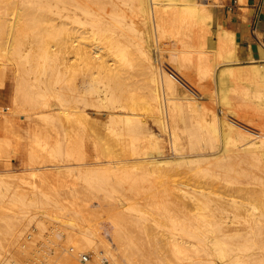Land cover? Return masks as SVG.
I'll use <instances>...</instances> for the list:
<instances>
[{"label":"bare ground","instance_id":"1","mask_svg":"<svg viewBox=\"0 0 264 264\" xmlns=\"http://www.w3.org/2000/svg\"><path fill=\"white\" fill-rule=\"evenodd\" d=\"M219 4L0 0V84L15 91L0 158L28 121L23 171L0 169V264H138L144 249V264H264V127L247 116L264 114V61L239 60L234 30L212 25ZM144 179L149 204L124 206L144 248L114 222L77 235L94 186L113 201L107 183ZM27 224L70 244L56 253L46 234L29 256Z\"/></svg>","mask_w":264,"mask_h":264},{"label":"rangeland","instance_id":"2","mask_svg":"<svg viewBox=\"0 0 264 264\" xmlns=\"http://www.w3.org/2000/svg\"><path fill=\"white\" fill-rule=\"evenodd\" d=\"M220 5V6H219ZM219 5H217L216 6V8L217 7H219V8H221V12H222V14H223V17L226 19V15H227V10H228V7L226 6L227 5V1L225 0V1H223V3H220ZM216 8H215V11H214V18H213V23H212V25L214 26L216 23H218L219 21H220V13H218V10H216ZM227 17L229 18V16L227 15ZM218 20V21H217ZM236 34V33H235ZM237 37V36H236ZM238 38V37H237ZM238 44H239V38H238ZM241 44H243V43H241ZM239 47H240V44L238 45V49H237V56H238V58H239V60L241 61V62H246L247 60H249L248 59V48L245 50V54H244V57H246L247 59H244L243 57H241L240 56V49H242L243 47H242V45H241V48L239 49ZM253 57L256 59V60H260V61H264V58H258V57H256V56H254L253 55ZM6 79H5V82H3L2 84H0V106H2V107H4L3 108V110L5 111H8L9 110V107L11 106V101H9V100H12L13 99V97L12 98H8V96L9 97H11V96H13V95H15V94H13L12 93V91L14 90V85H13V82H11V80H10V78L8 79L7 78V76L5 77ZM9 80V81H8ZM9 83V84H8ZM9 86V87H8ZM12 88H13V90H12ZM9 89V91H7ZM14 93H15V91H13ZM13 94V95H12ZM8 99V100H7ZM5 101V102H4ZM8 104V105H7ZM6 106V107H5ZM8 106V107H7ZM249 112H250V115H249ZM248 112V114H247V116H249V117H252V118H254L255 120H254V122H256L255 123V125L253 126V124L252 123H249L250 124V126H252V127H260V128H263L264 127V114L262 115L261 114V116L259 115H254V113H251V111H249ZM253 114V115H252ZM104 116V115H103ZM23 117H25L23 114L22 115H20L19 117H17V122L15 121V126H16V129H17V132L18 131H20V130H18V129H23V127L22 126H24V127H26V125H27V120H25ZM261 117V118H260ZM26 118V117H25ZM257 118V119H256ZM260 118V119H259ZM25 121H24V120ZM22 120L24 121V124L25 125H23V122H22ZM20 121H21V123H20ZM19 123H20V125H19ZM263 124V125H262ZM17 126H19V128L17 127ZM263 126V127H262ZM21 129V132L19 133L18 132V136L20 135V137H18V136H15L14 138V140L16 141V140H20V142H22V143H24L23 141H24V137L25 136H27L28 135V133H27V135H25L26 134V132H24V131H26L25 130V128H24V131ZM24 132V133H23ZM23 133V134H22ZM21 135H24V136H21ZM1 136V135H0ZM27 138V137H26ZM25 138V139H26ZM21 139H23L22 141H21ZM27 140V139H26ZM26 140H25V142H26ZM22 143H21V145L19 144V148H21L18 152L19 153H17L16 155H11V156H9V158L7 159V160H4L5 158H0V169L1 170H3V169H5V168H7L8 169V167H10L11 168V172H20V169L22 168V161H24V159L25 158H27L26 156H28V153H27V148H25L23 145H22ZM24 145H25V143H24ZM23 147V149H22V147ZM25 149H26V151H25ZM21 150H23L22 152H21ZM93 149H91V148H88V150H86L85 152H87L86 154H87V157L90 155V153H91V155H90V157L92 156V155H94L95 154V152H94V150L92 151ZM90 151V152H89ZM21 152V153H20ZM23 152H25V153H23ZM21 154H22V156H21ZM89 154V155H88ZM6 155V154H5ZM19 155V156H18ZM24 155V156H23ZM22 157H23V159H22ZM90 159V158H89ZM93 159V158H92ZM4 160V161H3ZM91 160V159H90ZM18 162H20V163H18ZM7 164H9V166L7 165ZM3 166V167H2ZM5 166V167H4ZM2 167V168H1ZM261 169H264V166L263 167H261ZM23 170L21 169V172H22ZM18 172V173H19ZM20 172V173H21ZM145 181H146V179H144ZM148 180V179H147ZM141 181V180H140ZM140 181H137L136 183L134 182V184H131V183H129V181H112V182H110V183H107L105 186H107V187H105V186H103V187H105V188H108L109 190H111L115 195H118L119 197H120V195H124L125 197H127V199L129 200H127V202H125L126 201V199H125V197L124 196H121L120 197V200L118 199V200H116V199H114L113 201H112V198L110 199L109 197V195H105L104 196V192H105V190H103V188H100V187H98V186H96V187H98V188H95V186H94V188L91 190V192L92 193H88L87 195H86V200H87V202H88V205H87V208L88 209H85V208H83V211H79V212H77L76 213V217H77V222H78V227L76 228V233H77V235H80L81 233H82V229H83V226L85 225V220H87L89 223H99L98 224V226H101L100 227V229L102 230L103 229V226H108L109 224H112L113 222H114V224L116 225V229L118 228L119 230H120V232H121V230L123 231V233H122V235H124L123 236V238L124 239H126L127 237H133L132 239L134 240V245L135 244H137V243H139L138 241H143V242H145V237H144V234H143V230H142V225L139 223V222H135V217H134V215H133V213L131 212V211H129V209H125V204H130V203H132L131 205H135V206H137V207H139V205H140V207H142L141 206V204H140V202L139 201H141V203H143V206H147V205H145V203H147V204H149V202H148V196H147V192H148V190L150 189V184H147V181L146 182H143V183H140ZM143 181V180H142ZM149 181L150 180H148V183H149ZM138 182L140 183V184H142V190H140V186L138 185V189L140 190L139 192H137V193H135V190L137 189L136 187H137V185L136 184H138ZM153 181H150V183H152ZM122 183V184H121ZM4 184V183H3ZM129 184V185H128ZM130 184L131 185H133V189L131 188V186H130ZM134 185L136 186L135 188H134ZM149 185V186H148ZM124 186H126V187H124ZM144 186V187H143ZM259 187V186H258ZM97 189V190H96ZM131 189V190H130ZM135 189V190H134ZM138 189H137V191H138ZM99 190H101V192L99 191ZM133 190V191H132ZM130 191H132V192H130ZM96 192V193H95ZM99 192V193H98ZM141 192V194H142V196H140L138 193H140ZM119 193H120V195H119ZM95 194V195H94ZM97 195V196H96ZM101 196H103V197H101ZM108 196V197H107ZM101 198L102 199H104L105 198V200H101ZM139 198H141V200L139 199ZM89 199V200H88ZM122 199H125V201L124 200H122ZM111 200V201H110ZM142 200H144V202L142 201ZM96 201V202H95ZM102 203H101V202ZM97 203L96 205H94L93 203ZM112 202V203H111ZM125 202V203H124ZM98 203H100L99 205H98ZM121 203V204H120ZM114 204H116L117 206L115 207V205ZM106 205V206H105ZM112 206V207H111ZM114 207V208H113ZM119 207L121 208L122 207V210H121V212L118 210L119 209ZM113 208V209H112ZM118 208V209H117ZM143 208V207H142ZM117 209V210H116ZM114 210H116V212L114 211ZM123 210L125 211H127V212H124V213H126L125 215H127L128 214V216H125L124 215V213H123ZM132 213V215H131V213ZM121 213V214H120ZM115 214H118V216H120V215H122V217H123V219H121V216L120 217H118L117 215L115 216ZM131 217H130V216ZM132 216L134 217V219L132 218ZM126 217V218H125ZM131 219V220H130ZM132 219H133V222H135L136 224L135 225H137V227L136 226H134V225H132L133 224V222H132ZM128 220V221H127ZM125 221V222H127V223H123V222ZM122 222V223H121ZM131 222H132V224H131ZM0 223H1V221H0ZM122 225H121V224ZM123 224H128L127 226H128V228H129V226H130V229H128V230H131V231H126L127 229H126V225H123ZM130 224V225H129ZM28 224L26 225V227L27 228H25L26 229V231H25V229H24V231H23V233H22V237H20V240L21 241H30V245H29V243H28V247L29 248H27V249H29V253H28V255L31 253L32 254V252H30V251H34V249H36V247L37 246H39V244H40V242L41 241H43V239H45L46 240V238L45 237H47V235L48 234H50V238L52 237V238H54L55 237V240L53 239V241H52V243H50V244H52L53 245V242L55 243L54 245H53V249L55 248V251H56V253H58V249L60 250L61 249V247H63L64 246V244H65V242L66 241H68V236L67 235H61V236H55V234L57 233V231H55L54 232V228L51 226V224H46V225H44V226H34V228L36 227V229H32V227H30L29 226V228H28ZM48 226V227H47ZM123 226V227H122ZM40 227V228H39ZM132 227V228H131ZM124 228V229H123ZM53 229V230H52ZM126 229V230H125ZM135 229V230H134ZM136 229H137V231H136ZM35 230V231H34ZM53 231V232H51V231ZM136 232V234H140L139 236H140V239H139V236L137 235V236H135L136 234H134V232ZM32 231V232H31ZM24 232H25V234H24ZM30 233L31 235H30V238L29 237H27V239H29V240H26V238H24L23 237V235L26 237V234L27 233ZM49 232H51L52 233V235H51V233H49ZM125 232H126V235H125ZM138 232V233H137ZM105 233H107V232H105ZM129 233H131V235L132 236H130L129 235ZM133 233V234H132ZM47 234V235H46ZM106 235V236H105ZM104 236H105V238L106 239H111L112 238V235L109 233V235H108V233L107 234H105ZM111 238H110V237ZM61 237V238H60ZM136 237V238H135ZM138 237V238H137ZM143 239H142V238ZM23 240H22V239ZM51 238V239H52ZM64 238H66V239H64ZM136 239V240H135ZM137 239H139V240H137ZM142 239V240H141ZM64 240V241H63ZM112 240H113V238H112ZM69 242V244H70V241H68ZM68 242H66V244H65V246L64 247H66L67 245H68ZM142 242V243H143ZM146 243V242H145ZM144 243V244H145ZM141 244V243H140ZM140 244H137V246H139ZM32 245V246H31ZM42 246V245H41ZM44 246V245H43ZM145 246V245H144ZM144 246L143 245H140V247H143L144 248ZM139 248V247H138ZM133 249H135V248H132V251H133ZM140 250L142 249V248H139ZM142 251V250H141ZM144 252L141 254V252L140 253H138L137 255H136V260L138 259V257L140 256H142L141 258H140V261H139V263L138 264H144V262H145V255H147V258H149L148 257V255H150V257L152 258V254L149 252V250H146V249H144L143 250ZM86 252V251H85ZM31 254L29 255V256H31ZM86 254H87V256H88V258L90 257V255H89V253L88 252H86ZM145 254V255H144ZM17 255H19L18 257L20 258V255L21 256H23L24 257V259H25V257H26V255H22V254H17ZM28 255H27V257H28ZM23 257H21L22 259H23ZM27 257H26V259H27ZM144 257V259H142ZM18 258V259H19ZM78 258H79V260H82L81 259V257L78 255ZM92 258V257H91ZM150 258V259H151ZM90 259V258H89ZM93 259V258H92ZM94 260V263L95 262H97L96 264H102L103 262L102 261H100V260H97V259H93ZM97 260V261H96ZM123 260V264H126L125 263V259H122ZM137 261V262H138ZM93 262V261H92Z\"/></svg>","mask_w":264,"mask_h":264},{"label":"crops","instance_id":"3","mask_svg":"<svg viewBox=\"0 0 264 264\" xmlns=\"http://www.w3.org/2000/svg\"><path fill=\"white\" fill-rule=\"evenodd\" d=\"M223 1L225 0H218L219 3ZM226 1L228 7L226 13L229 18L227 15L226 19L223 17L221 8L217 7L216 10L220 13V22L233 29L239 38V49L241 45L243 47L240 49V56L247 59L244 54L248 48L249 60V55L264 58V0Z\"/></svg>","mask_w":264,"mask_h":264},{"label":"built area","instance_id":"4","mask_svg":"<svg viewBox=\"0 0 264 264\" xmlns=\"http://www.w3.org/2000/svg\"><path fill=\"white\" fill-rule=\"evenodd\" d=\"M87 256V255H86ZM81 257V259L84 261L85 260V256H80Z\"/></svg>","mask_w":264,"mask_h":264}]
</instances>
